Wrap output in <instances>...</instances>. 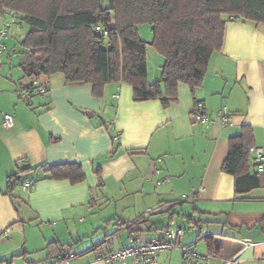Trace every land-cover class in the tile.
Instances as JSON below:
<instances>
[{"label": "crops", "instance_id": "crops-1", "mask_svg": "<svg viewBox=\"0 0 264 264\" xmlns=\"http://www.w3.org/2000/svg\"><path fill=\"white\" fill-rule=\"evenodd\" d=\"M0 17H8L10 23L16 19L10 11ZM10 60L8 67L0 58V260L9 261L1 264H43L49 261L43 250L48 241L57 240L74 250L75 239V245L81 244L80 235H87L93 225L94 242L74 251L79 254L102 244L71 264H107L99 258L122 246L129 235L118 224L135 221L148 208H159L161 213L143 216L131 226L142 239L169 220L170 227L180 225L188 221L182 215H191L188 228L194 226L198 232L183 236L180 243L207 256L206 262L201 259L196 264H264V186L240 199L234 195L233 176L221 171L229 138L240 134L242 125H250L256 145L264 147V27L228 21L222 49L210 57L194 99L189 87L179 83L178 101L168 108L157 99L133 101L126 83H108L102 97L93 96L91 85H66L61 74L43 77L48 93L32 97L27 105L20 94L30 78ZM159 74L160 67L151 76L148 70L150 80ZM194 100L202 101L213 120L210 124L196 122L191 114ZM224 108L230 116L227 124L215 119ZM4 113L12 117L9 127L2 124ZM116 146L117 153L110 156ZM41 163H77L84 180L72 185L66 179H48L39 170L30 175L37 180L28 192H16L24 203L14 206L4 194L6 176L19 164ZM95 165L101 170V187ZM165 176L168 180H162ZM182 199L186 200L182 205L172 206ZM155 214L167 218L158 222ZM200 217L215 221L210 233L223 232L252 245L241 246L228 258L210 256L204 241L197 238L205 235ZM87 220L83 232L81 225ZM110 228L113 237L125 233L121 243L107 245V234L98 238V230L104 233ZM40 251L44 257H36ZM157 264H183L180 251L160 252Z\"/></svg>", "mask_w": 264, "mask_h": 264}, {"label": "trees", "instance_id": "trees-1", "mask_svg": "<svg viewBox=\"0 0 264 264\" xmlns=\"http://www.w3.org/2000/svg\"><path fill=\"white\" fill-rule=\"evenodd\" d=\"M6 11L14 14L15 25H27L20 38L23 53L18 66L30 82L22 92H31L33 79L47 87L44 93L28 96V102L22 98L27 105H30L32 97L48 93L49 85L41 81L43 77L61 74L66 85H91L93 96L102 97L108 83H126L132 88L133 101L157 99L162 108H168L178 101L179 83L189 87L194 99V91L202 85L210 57L222 49L228 21L250 22L255 27H264V0H0V15ZM143 23L149 24L152 33L150 45L162 57L159 77L154 80L148 76L147 42L137 30V26ZM4 26L10 28L7 24ZM96 27L101 30L96 31ZM200 102L194 100L191 114L199 109ZM202 112L205 113L203 108ZM253 146L257 145L252 127L242 125L240 134L229 138L227 155L221 165L222 172L233 176L234 195L240 199L251 190L264 186V170L258 171L250 164L249 149ZM117 149L118 146L110 156H114ZM24 161L20 159V162ZM39 170L48 179H66L72 185L84 180L83 170L77 163L19 164L5 179L4 194L9 196L14 206L18 202L24 203L16 194L17 188L23 190L24 180L31 179L35 183L37 179L30 175ZM94 173L98 186H103L98 165H95ZM185 201L177 200L171 204L182 205ZM143 216L148 215L143 213L135 221H123L118 226L126 227L129 234L134 231L140 233L131 226ZM182 217L188 219L186 224L189 226L191 215ZM221 223L228 226L226 222ZM169 225L170 220L166 225L154 228L153 233L180 226L183 230L181 241L185 236V226ZM197 238L204 241L210 256L219 258L231 257L242 246L241 241L223 232L197 234ZM101 244L77 254L71 246L57 240L48 241L43 250L49 261L43 264L55 262L64 250L74 253L71 264L74 258ZM190 247L197 253L193 246ZM180 253L185 264L183 253ZM198 255L194 256L191 264L199 263L196 262ZM4 262L9 261L0 260V264Z\"/></svg>", "mask_w": 264, "mask_h": 264}, {"label": "built area", "instance_id": "built-area-1", "mask_svg": "<svg viewBox=\"0 0 264 264\" xmlns=\"http://www.w3.org/2000/svg\"><path fill=\"white\" fill-rule=\"evenodd\" d=\"M95 30H101V28L96 27ZM8 36L9 31L7 27H0V53L2 52L4 40L7 39ZM31 83L33 85L30 89L31 92H21L20 94L22 98H26L27 102L29 99L28 96L41 94L47 90V87L44 84H40L36 79H33ZM198 107L199 109L194 113L195 119L204 125L210 124L213 120L202 112V102L198 103ZM215 119L221 124H227L230 122V116L225 108L215 114ZM12 123L13 120L11 115L4 113L2 117L3 126L9 127ZM118 135V132L113 133V139H117ZM249 152L251 154L250 164L258 171L264 170V147L253 146L250 147ZM162 180H168V176H165ZM33 185V180H24L22 182V189L24 191H29ZM159 211V208H148L144 211V215H150L153 212ZM182 233L183 230L179 226L175 229H166L161 233L154 232L153 235L146 240L141 238L140 233L134 231L128 235L127 242L123 247L102 255L101 259L107 264H156L158 253L164 250L179 249L183 253L185 264H191V262L194 261V256H197V253H195L190 246L180 244L179 238ZM250 245L252 244L244 243L245 247ZM198 256L199 259H197L196 262L201 259H207V256L200 254ZM73 257V252L64 250L59 254V257L56 258L55 262L51 264H70Z\"/></svg>", "mask_w": 264, "mask_h": 264}, {"label": "rangeland", "instance_id": "rangeland-1", "mask_svg": "<svg viewBox=\"0 0 264 264\" xmlns=\"http://www.w3.org/2000/svg\"><path fill=\"white\" fill-rule=\"evenodd\" d=\"M5 22H9V24H10L9 25L10 28H8L9 29V37L5 41V44L3 46L0 58L2 60V63H5L4 65L9 67V60L10 59H11L10 61L13 62V65H14L15 62L17 64L18 60L22 56L23 48L20 44V35L22 33H24V31L27 29V25L22 24L19 28V31H18L16 29L17 25H15L14 22L10 23V19L8 17H7V19L6 18L3 19L2 17H0V27L7 24ZM137 30H138L139 36L144 41L147 42L148 70H149V75L151 76V75H153L155 70H157V72L159 71L160 64L162 63V57L148 43L149 41H151V35H152L149 24H147V23L140 24L139 26H137ZM13 65H11V66H13ZM16 192H21V189L17 188ZM26 192H28V191H26ZM109 209H112V208L110 207ZM183 210L185 211V213H190L189 211H187L188 210L187 207L183 208ZM103 213H105V211ZM105 214L106 215L110 214V211H107ZM155 215H157V214H155ZM157 216L158 217L156 218V221H158V222L162 221V219L167 218L165 215H159L158 214ZM197 219H198V217H196L195 222H197ZM200 220H201L200 224H201V226H203L202 227L203 228L202 234H206V233L212 232L214 230V227L212 226V225H214V222H207V220H210V219H208L207 217H200ZM182 223L186 228L185 234H184L185 239L188 236L193 235L194 232L195 233L198 232V229L194 226H192L191 228H187L188 225L186 224L185 220H183ZM87 224H89V220H87V222H85L81 225V230L83 232H86ZM219 229L223 230V227L219 226ZM226 229H228V228H226ZM88 230H89V232L87 235H85L84 233H83V235H80V239H79L80 241L79 242H82L81 244L78 243V245H75V242H76V239H75V241L73 243L74 244V250L78 251L81 248L88 246L94 242L90 238H92V236L94 234L93 231L95 230V225H93V227H89ZM113 230H114L113 228L112 229L110 228L104 233H103L104 230H102V229L98 230V233H99L98 238H103L104 235L107 234V238L110 239L109 242L107 243V245H116V244L121 243L124 240L123 238H124L125 233L121 232L120 234L116 235V237H113L112 233H110ZM224 232H225V230H224ZM93 240H95V239H93ZM68 244H70V242H68ZM42 256L43 257L45 256L44 251H40L39 255L36 257H42ZM207 260L208 259H206L204 261L206 262ZM40 261H42V259H40Z\"/></svg>", "mask_w": 264, "mask_h": 264}, {"label": "bare ground", "instance_id": "bare-ground-1", "mask_svg": "<svg viewBox=\"0 0 264 264\" xmlns=\"http://www.w3.org/2000/svg\"><path fill=\"white\" fill-rule=\"evenodd\" d=\"M195 112H196V111H195ZM195 112H194V113H195ZM203 113H204V112H203ZM204 114H206V113H204ZM206 115H207V114H206ZM207 116H209V115H207ZM262 171H263V170H262ZM244 243H248V242H245V241L242 242V247L246 248V247L244 246ZM247 247H248V246H247ZM99 259H100L101 261H103V260L101 259V257H100ZM103 262H104V261H103Z\"/></svg>", "mask_w": 264, "mask_h": 264}, {"label": "water", "instance_id": "water-1", "mask_svg": "<svg viewBox=\"0 0 264 264\" xmlns=\"http://www.w3.org/2000/svg\"><path fill=\"white\" fill-rule=\"evenodd\" d=\"M148 43L151 44V41H149Z\"/></svg>", "mask_w": 264, "mask_h": 264}]
</instances>
